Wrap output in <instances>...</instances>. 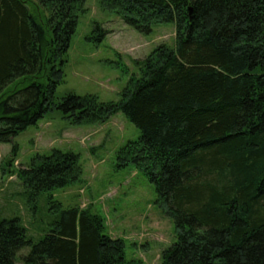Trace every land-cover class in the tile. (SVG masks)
Returning <instances> with one entry per match:
<instances>
[{"label": "trees", "instance_id": "obj_1", "mask_svg": "<svg viewBox=\"0 0 264 264\" xmlns=\"http://www.w3.org/2000/svg\"><path fill=\"white\" fill-rule=\"evenodd\" d=\"M86 1L0 0V144L52 114L89 127L121 113L140 136L117 168L141 172L175 225L161 264H264V0H101L141 33L172 24L174 45L136 61L117 102L57 101ZM106 35L95 23L88 40ZM80 160L54 149L9 170L34 220H0V264H135L99 215L56 199L81 182Z\"/></svg>", "mask_w": 264, "mask_h": 264}, {"label": "rangeland", "instance_id": "obj_2", "mask_svg": "<svg viewBox=\"0 0 264 264\" xmlns=\"http://www.w3.org/2000/svg\"><path fill=\"white\" fill-rule=\"evenodd\" d=\"M82 10L56 99L74 93L117 102L131 76L139 73L135 62L162 44L173 46L176 28L160 24L151 34L141 33L116 11L104 8L101 0H87ZM95 23L107 33L101 42L88 40ZM139 136V129L121 113L89 127L73 126L56 113L29 127L13 143L0 144V220L16 216L28 226L34 220L21 195L23 186L9 170L17 171L37 154L71 150L81 154L83 176L81 182L56 190V199L66 207L78 206L99 215L106 234L125 240L129 263L161 264L163 251L176 241L174 222L159 211L156 190L148 179L134 166L120 170L116 164L118 150ZM16 145L18 154L7 170L6 161ZM29 229L37 235V230Z\"/></svg>", "mask_w": 264, "mask_h": 264}]
</instances>
